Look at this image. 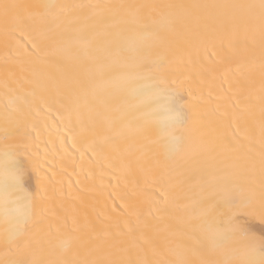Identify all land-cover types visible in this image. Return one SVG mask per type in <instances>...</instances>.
<instances>
[{
    "label": "snow or ice",
    "instance_id": "6c2138e0",
    "mask_svg": "<svg viewBox=\"0 0 264 264\" xmlns=\"http://www.w3.org/2000/svg\"><path fill=\"white\" fill-rule=\"evenodd\" d=\"M0 32L5 48L30 59H39L44 40L55 43L53 56L84 55L75 108L90 150L107 147L124 171L148 152L156 157L155 168L141 166L151 189L142 202L122 203L117 218L93 222L56 199L55 173L42 170L29 131L36 92L6 78L0 264H264V228H256L264 226V0H0ZM219 52L238 99L227 121L213 124L185 57H203L205 83L215 78ZM57 139L63 142L58 128ZM166 219L178 226L160 228Z\"/></svg>",
    "mask_w": 264,
    "mask_h": 264
},
{
    "label": "bare ground",
    "instance_id": "6f19581e",
    "mask_svg": "<svg viewBox=\"0 0 264 264\" xmlns=\"http://www.w3.org/2000/svg\"><path fill=\"white\" fill-rule=\"evenodd\" d=\"M17 3L38 4L52 0H13ZM58 3L101 2V3H213L239 2V0H54ZM26 43V42H25ZM39 59L27 58L18 54L15 46L5 48L3 35L0 32V109L5 99L4 81L7 78L13 88L14 81H19L24 89L34 90L36 98L32 116L35 130L29 128L33 147L39 154L43 171L49 176L55 173L54 195L66 206H75L81 213H86L93 222L104 221L106 218L118 217L122 211L121 204L141 203L144 194L151 191L144 182V172L155 168L156 157L148 152L140 158L139 165L135 162L130 171H124L114 154L104 147L90 150L80 137V124L77 120L75 101L80 95L79 80L83 79V67L88 61L82 53L75 49L65 59L52 55L55 43L51 40L40 41ZM12 59L6 64L7 57ZM216 60L215 78L211 82L200 83V63L203 60L193 57L192 63L186 61V73L196 78L203 95L207 98L206 109L210 113L213 124L226 122V113L231 112V105L238 99L235 92L233 75L227 71L224 63L225 52H219ZM207 63V61H203ZM6 69L14 72L9 78ZM32 100V97H29ZM39 109V114H37ZM59 117V118H58ZM69 118L71 124H68ZM63 121V123H62ZM67 126V127H66ZM57 128L61 140L57 139ZM77 147H73V142ZM79 149V150H77ZM83 153V155H82ZM135 161V157L133 158ZM35 180H33V186ZM192 195H198L194 190ZM115 208V211L113 210ZM145 220L154 223L147 215ZM178 226L175 219L160 222V228ZM257 230L264 228L256 222ZM166 235L162 232L161 236ZM164 258V257H162ZM171 259L172 257H166Z\"/></svg>",
    "mask_w": 264,
    "mask_h": 264
}]
</instances>
